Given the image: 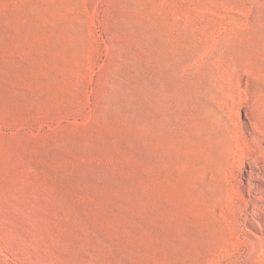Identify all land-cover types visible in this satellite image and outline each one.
Segmentation results:
<instances>
[{
	"label": "rangeland",
	"instance_id": "obj_1",
	"mask_svg": "<svg viewBox=\"0 0 264 264\" xmlns=\"http://www.w3.org/2000/svg\"><path fill=\"white\" fill-rule=\"evenodd\" d=\"M263 86L264 0H0V264H264Z\"/></svg>",
	"mask_w": 264,
	"mask_h": 264
},
{
	"label": "bare ground",
	"instance_id": "obj_2",
	"mask_svg": "<svg viewBox=\"0 0 264 264\" xmlns=\"http://www.w3.org/2000/svg\"><path fill=\"white\" fill-rule=\"evenodd\" d=\"M259 94L261 95L260 96V99L262 100V98H263V100H264V86H263V88H261L260 89V92H259ZM247 119H248V121H249V123H250V125H251V128L254 130V131H257V124L255 123V122H253L248 116L246 117Z\"/></svg>",
	"mask_w": 264,
	"mask_h": 264
}]
</instances>
